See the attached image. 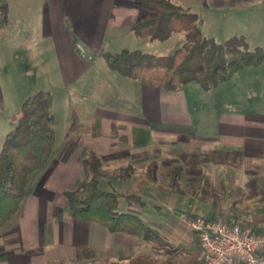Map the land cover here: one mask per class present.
Here are the masks:
<instances>
[{
  "label": "rangeland",
  "instance_id": "rangeland-1",
  "mask_svg": "<svg viewBox=\"0 0 264 264\" xmlns=\"http://www.w3.org/2000/svg\"><path fill=\"white\" fill-rule=\"evenodd\" d=\"M45 1L0 0V9L6 10L7 19L0 32V94L5 97L7 106L10 102L13 108H16L18 100L29 97L36 91L42 90L52 94L56 145L51 159L68 160L76 155L75 149L81 151L79 154L83 156L88 148L93 147L89 122L98 110L111 108L117 114H126L130 107L128 102L135 99L137 101L131 103V106L137 114L141 110L144 112L148 107L150 122L156 121L159 108L163 113H169L175 106L178 109L177 116L179 112L185 113L183 102L160 103L152 87L146 89L149 90L148 104L141 103L139 97L142 89L146 87L139 81H129L111 71L102 55L89 48L83 38L91 30L94 21L93 8L79 5L78 0H66L63 6L50 5L46 8ZM49 10L52 14L51 20L46 23L45 12ZM193 11L198 14V25L206 37L223 43L232 37L244 36L251 50H264V6L234 12L227 10L226 17L221 12L211 14L202 8H194ZM120 41L119 47L124 46L131 51L140 50L158 56H169L185 43V33H175L165 42L136 38L132 34L123 36ZM78 44H81L85 53L78 48ZM119 49L113 48L114 53L120 51ZM185 86L188 98L185 103L193 123L190 131L187 130L189 134L197 136V140L205 138L211 141L208 144L213 146L218 145L217 142L226 145L228 141H233L234 136H238L242 142L234 145L232 155L238 158L245 155V158H248L249 152L252 154L253 151L264 155V62L238 71L229 81L209 91L194 82L193 85ZM110 96H117L115 108L114 101L109 103L106 100ZM73 112L79 116L82 125H77L69 135L70 141L65 147L63 143L68 127L74 120ZM254 135L260 137L261 144L253 148L250 141L256 137ZM180 139L182 141L184 137ZM125 141V138L118 137L117 143L122 145ZM215 153H204L202 157L211 159L217 154ZM245 161L244 167L231 159L228 165L217 163L208 169L200 167L199 170L204 173L201 178L191 179L189 175H183L181 181H176L174 186L182 191L179 194L183 196L181 200L187 202L186 204L195 201L197 206L195 212H174L175 216H179L180 224L187 228L182 221L189 216L228 223L248 222L250 219L255 222L264 220V159L256 160L255 165L249 160ZM116 163L124 166L127 162L121 157ZM105 171L111 172L107 167ZM44 173L37 174L41 176ZM105 173L99 178L101 189L118 193L137 191V187L132 183L127 185L108 180L105 176L109 174ZM169 175L167 170H161L159 184L149 185V194L159 198L153 200V203L158 205L155 207L159 209L160 206H168L172 191L169 188ZM243 175L251 178L249 183H241ZM32 176L36 175L29 177V189L34 178ZM89 178L90 173L77 168L76 179L69 186L58 181L54 187L74 188ZM40 184L39 181L34 182V193L40 197L38 202L42 203L43 207V203L49 199L50 191ZM57 188L55 190L59 195ZM59 199L61 201L56 207H62L71 218L66 198L61 194ZM30 201L33 200L28 197L25 208L29 206ZM128 207L126 199H121L119 211H130ZM39 226L42 228L39 231V242L42 243L45 227L44 224ZM33 253H36V250Z\"/></svg>",
  "mask_w": 264,
  "mask_h": 264
},
{
  "label": "crops",
  "instance_id": "crops-1",
  "mask_svg": "<svg viewBox=\"0 0 264 264\" xmlns=\"http://www.w3.org/2000/svg\"><path fill=\"white\" fill-rule=\"evenodd\" d=\"M78 1L79 5L93 8L94 21H92L90 32L83 38L93 52L102 55L105 52L114 53L113 48L117 47L120 48V51L124 50L126 47H119L123 36L128 37L132 34L136 37L131 31V27L140 18L142 12L132 0ZM170 1L183 10L195 14L197 13L193 11L194 8H202L211 14L217 11L221 12L224 17L228 14L227 10L234 12L264 6V0ZM44 3L45 7L49 8L50 5L63 6L66 0H46ZM51 15L50 10L45 12L46 23L51 20ZM187 84L193 85V83ZM185 85L172 92L152 87L155 89L160 103L162 101L179 104L183 102L185 117L180 112L177 116V107L173 106L169 113H163L159 108V113L155 117L156 121L150 122L148 107L144 112L141 110L137 114L134 107L131 106V103L137 101L135 99L128 102L130 107L126 114H117L111 108L98 110V113L89 122L91 125L88 123L92 129L93 147L88 148L87 153L83 156L80 155L81 151L75 149L76 155L68 160L50 159L49 164L44 169L34 173L36 176H32L34 178L30 189L27 188L26 184V197L20 211L11 224L0 231V264H130L131 261L142 256H152L154 258L153 264H167L168 256L172 253L178 264H201L202 250L200 243H198L199 239L194 233L182 226L179 222V216L174 214V212L180 213V211L195 212L194 209H197V206L194 204L195 201H190L188 204L183 202L181 200L183 196L179 195L182 193L181 189L177 186L172 187V183L181 181L183 175H189L191 179L201 178L204 173L199 170L200 167L208 169L217 163L228 165L230 159L240 164L241 167H244L245 160H249L251 164L255 165V161L264 159V155L255 151L252 154L247 153L248 158H245V155L241 158L232 155L234 145L242 142L238 136H234L233 141H228L226 145L217 142L218 145L213 146L208 144L211 141L205 138L197 140V136L189 134L188 131L192 128L193 123L188 115L189 108L186 106L188 98L184 90V87H187ZM143 86L146 88L142 89L139 101L147 105L149 90H146L148 86ZM26 98L18 100L16 108H13L10 102L7 106L5 97L0 94V150L3 147L6 134L15 127L21 115V105ZM106 100L109 103L114 101V107L117 103V96H110ZM8 108H10L9 115L7 113ZM12 110L13 113L11 114ZM80 120L79 116L75 114L73 123L68 127L64 139L63 145L65 147L70 141L69 135L72 134L77 125H80ZM85 123L87 125V122ZM254 136L256 137L250 141L253 148L261 144L260 137ZM118 137H123L126 141L122 145H118ZM181 137H184L182 141ZM89 152H94L101 157L104 164L103 173L106 172V167L109 168L111 172H106L109 175L105 176L108 180L127 185L132 183L135 188L137 187V191L120 194L125 196L122 199H126L129 206L130 211L127 212L139 215L145 223L160 231L164 243L159 251L154 252L152 244L140 238L123 233H111L98 223L76 221L72 217L69 218L62 207H56L61 201L59 196L61 194L64 196V192L71 188L58 189L56 187L60 193L58 195L54 185L58 181H62L63 184L69 186L76 179L77 168L82 169V171L85 170L82 160ZM211 152L217 154L215 153L216 155L211 159H203L202 154ZM121 157L127 162L124 166L116 163ZM121 170L126 171L121 172ZM161 170H167L170 173L171 179L168 182L172 191L168 206H160L161 209H159L155 207L158 205L153 203V200L159 198L149 194V185L159 184ZM40 172L45 173L39 176L37 173ZM120 173L129 174L126 175V178H115ZM250 180L251 178H246L243 175L241 183H249ZM37 181L50 191L49 199L43 203V207L41 206L42 203L38 202L40 197L34 193V182ZM163 181L164 178H162ZM28 197H31L33 201H30L29 206L25 208ZM23 211L25 212L23 213ZM169 214L170 216L167 217L166 215ZM19 215H21L20 218H18ZM38 224L42 226L44 224L45 227L42 243L39 242V231L42 228ZM35 250L36 253H33Z\"/></svg>",
  "mask_w": 264,
  "mask_h": 264
},
{
  "label": "trees",
  "instance_id": "trees-1",
  "mask_svg": "<svg viewBox=\"0 0 264 264\" xmlns=\"http://www.w3.org/2000/svg\"><path fill=\"white\" fill-rule=\"evenodd\" d=\"M132 1L142 12L131 27L136 37L165 42L173 34L184 32L185 43L169 56L127 49L103 53L108 68L122 77L170 92L193 82L209 91L229 81L238 71L264 62V50H251L244 36L232 37L223 43L206 37L198 25V15L170 0ZM6 22V10L1 8L0 32ZM52 108V94L36 91L24 100L15 127L5 136L0 150V231L20 211L28 177L50 162L56 145ZM82 163L90 178L64 192L71 217L80 222L98 223L111 233L140 238L152 244L154 252L159 251L164 243L160 231L137 214L120 212L123 194L101 189L99 178L104 167L101 157L89 152ZM128 174L120 173L115 178H126ZM142 257L130 264L154 263L152 256ZM167 264H178L173 253L168 256Z\"/></svg>",
  "mask_w": 264,
  "mask_h": 264
},
{
  "label": "built area",
  "instance_id": "built-area-1",
  "mask_svg": "<svg viewBox=\"0 0 264 264\" xmlns=\"http://www.w3.org/2000/svg\"><path fill=\"white\" fill-rule=\"evenodd\" d=\"M182 222L199 239L201 264H264V221L228 223L189 216Z\"/></svg>",
  "mask_w": 264,
  "mask_h": 264
}]
</instances>
